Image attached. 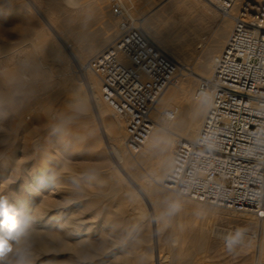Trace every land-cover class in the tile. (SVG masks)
Instances as JSON below:
<instances>
[{
  "label": "bare ground",
  "instance_id": "1",
  "mask_svg": "<svg viewBox=\"0 0 264 264\" xmlns=\"http://www.w3.org/2000/svg\"><path fill=\"white\" fill-rule=\"evenodd\" d=\"M48 1V3L46 1L44 2V8L41 9H43L44 14L47 15L51 20V26L55 27L59 31V38H61L62 42L65 43L66 53L62 50V47L60 45L56 47L54 46V44H52L53 42L50 43L49 37L47 36V33H45L47 28L44 30L45 35H43L42 37H23L17 44L18 46L15 45L16 47L8 46V44L6 43H0V121H3L2 118L9 114L8 117L11 119L13 125L11 127L14 128V133L16 135L18 133H21L26 140L38 137L36 143L39 142L38 145H34V142L31 143V140L30 142L27 141L32 145H28L27 143V146L23 148L24 150H21L24 160H27L26 162L21 163L12 156L5 157V154L7 152H11L13 149H15L13 150L15 152H20V150L19 148L11 145L15 140L13 137H11L13 138V141L10 139L12 143H10L9 141L10 144L8 145L2 144L9 139H7V137V140L3 139V137L1 136V132L6 129H1L0 126V161L3 160V164H0L2 171V174L0 175V183H2L9 175L8 180H6L4 183L6 185L14 184L11 183V176L15 175L16 178H19V181H21L20 187L22 188L21 191H19L18 189V191L21 192L19 194H16L15 192L13 193L14 187L9 188L8 193L4 194L5 196L0 200H6L9 205H11L15 209L16 213L18 214L17 218L21 221L26 222L23 233L20 234L17 238L11 239L9 241L13 253H10L9 258H4L6 257L7 252L3 255H0V264H57L55 259L60 258V256L62 255H69L71 257L75 256L79 258V261L80 259L81 261L88 259L89 264H102L109 259L95 258L97 256L96 248H94L91 243L84 239V237L92 234V231L90 228L85 227V225L81 222L82 220L78 221L68 218L66 213L67 209H65L64 207L58 208V205L56 206V203L52 204L53 202H50L49 204V202L47 203L43 200L40 201L37 199L38 195L34 194V191L36 190L35 188H39L38 192L39 190L41 191L44 189H52L51 191L55 192V194L60 189L67 191L69 190L70 192L68 193H74L75 191V186L73 185L77 181V179L68 174L67 171H71V169L66 166L64 161L60 160L61 157H64L66 154L71 153L72 150L69 152L63 150L64 147L61 149L51 147L50 143H48L49 147L46 146V140H49L51 138L50 132L54 128V126L48 123V120L55 119V114L51 113L50 106L55 98L57 99L66 91L68 83L71 82H77L78 85L72 88L73 92L77 93L80 91L86 96V99L91 105V111L95 122H97L99 125V129L97 128L98 130H96L97 133L94 135V137L91 136V134L87 135L83 132L78 134V132H75L77 133V135L73 138L74 145L72 149L74 151L80 145L84 148H88L91 145L93 146V141L96 140L100 145L101 137H103V140H105L104 142L107 145L109 156L114 163V166H112L110 170L112 172V176H115L116 178V180H112L111 182L108 181L106 184L105 180L101 178V175L100 177L95 176L96 181L94 180L95 185L92 190L87 191V189L85 190L83 188V190H80V193H84V197H87L88 199H91L93 201L97 199L100 200V198L104 197H117L118 192H120L119 189H121V187H129L128 181L125 180L123 174H127L126 172H128L133 178L136 179V181H139V178H143L144 175L142 177L138 173L139 171H134L135 169L133 167L143 169L146 179L144 180V182H138L140 188L137 187V189L143 196H145L149 203L151 201L153 209H155V216L153 218L157 236L155 247L156 251L158 250V238L160 236V233L168 228H165V223H162V225H158L159 216L158 212L156 213V211L165 202H169L170 200L173 201L172 196H169L168 194H166V192L175 195L170 191L163 190L164 188L162 189L161 183L170 170L175 141L177 140V138L172 139V137H166L159 131L156 125L153 128L147 140V144L146 146H144L142 151L137 155H129L128 158L125 157V154L122 151V148L124 149V133L122 123L119 118L115 117L108 108L106 109V107H104L105 104L100 101V85L98 79L88 69V61L94 55L107 48L119 34L122 29L123 20H120V22L117 23V31H112L110 30V28L112 27L107 26V28L110 27L108 29L109 32L104 33L101 31L103 34H99L100 36H97L96 39H88L89 41L82 40L84 39V30L82 32V29L84 28H82L83 26H80L81 24L78 23H80V21L82 20L81 18L83 15L81 16L79 15L80 13H78L76 17H73V19L71 20L69 19L68 24L65 25V21L62 20V15L65 10L62 9L60 2L58 0ZM116 1L120 5V11H117L114 15H122L121 13H123V11H128L129 13L132 10V12H134L133 9H130L131 4L128 3L129 1H133L132 4H134V0H129L128 2L124 0ZM181 2H188L190 4L188 5L189 9H187L189 11V14L187 16L188 19L180 22L181 24L178 25L177 28H173V25H171L172 27H168H170V29L173 28L172 30L174 31L175 35L177 31V35H179L177 38H180L179 40H182L183 46L185 45V47L187 46V48L190 47L192 49V47L194 48V45L196 43V46L194 48L195 50L200 48L203 49L206 43L203 42L204 38L202 34L204 33V30H206L208 23H210L209 21L208 23L206 22V15L208 14L206 12H208V10H206L202 6H199L198 3L194 4L193 0H182ZM136 9L137 8H135V11ZM106 10H108V8ZM110 10L111 9H109L108 11L109 14H111ZM84 18H86L85 15L83 16V20H86ZM88 20L90 19L88 18ZM91 20H93V18ZM137 20L139 19L137 18L136 21ZM74 22H76V24L75 26H72V23ZM232 22V12L229 14H225L223 23H221L218 31L211 37L213 40L212 44H210L208 48L206 47L205 55L203 53L204 58H201L196 66L197 73H195V75L199 76L201 79L204 78L203 75H205L209 69L211 70L212 61L210 62V59L212 57L214 58L217 55L214 54L217 53V51L220 49L226 35H228V31L230 30ZM139 24L142 30L153 42L159 43L164 51L169 50V45L166 42L167 39L164 37L165 34H167L166 32H164L165 29H162V31L165 33L163 35L162 31L157 28L160 33H162L161 35L158 33L161 37L159 38V35L152 28H148L146 26L147 24L145 25L143 22H140ZM162 25V27H164V24ZM69 27L70 29L74 27V32L69 33L71 35L73 34V40L71 41L67 40L66 35V32L68 33L67 29L69 30ZM169 32H171L172 34V31ZM25 41L26 43H28V45H23ZM66 41L68 44H66ZM77 44L81 45L82 48L73 49V46ZM27 46L30 47L29 50L27 49ZM62 46H64V44ZM171 47H173V45H171ZM67 55L71 60L69 59L68 62H64L63 58ZM74 73H79L77 75L80 76L81 79H78L77 75ZM193 79L194 77H191L190 75L186 76V78H178L175 84L170 85L166 90H164L155 107L156 116H159L160 112H162L163 110L175 111L174 119L172 120V126L170 127V129H172L173 132L179 135L181 140L184 141H191L196 137L206 113V104L204 100L199 99L196 96V89H194L193 86ZM171 86L173 87L171 88ZM52 92L53 94H50ZM15 93L21 94L22 99H20L19 101H15L16 99H13L12 97V95ZM73 100L78 102L76 110H81L85 107L82 98H80L79 96L76 95ZM63 107L65 108L66 106ZM64 108L62 109L63 112L61 110L62 114L60 118L55 120V124H58V122L62 123L63 121L68 122L72 120V118L77 117V115L74 113H67V110L65 111ZM107 110L111 115H108L109 113L107 114ZM39 112L43 113V117H39V122H36L33 127H27L26 122L28 121V118H30V116H32L33 114ZM38 124L41 128L37 127ZM29 125L30 123L28 124V126ZM6 135L9 134L7 133ZM14 137L16 138V136ZM55 143H57V141H55ZM2 145L7 147H2ZM37 146L42 149L38 152V154L35 155V152L39 148H36ZM31 151L33 152V163L30 162L31 159L29 161V157H31ZM144 154L146 156L151 155V158L153 157L154 159L153 163L150 162L151 166L149 167H146L148 164L146 165L147 162H145L144 159L147 160L148 158H144L146 157ZM51 155H55L57 159L51 158ZM49 167L54 169L50 174H46V171L49 170ZM116 167L120 168V170H117ZM84 170H89L92 173L95 172L92 166H84ZM161 189L164 193L160 191ZM131 200L132 205L131 208L129 205V208L132 220L135 223H138L147 218V216L145 217V209L141 205L142 203H140L139 201L140 199L138 194H134V198H132ZM173 202L177 203L179 201L175 200ZM96 203L97 202H95V204ZM236 214H239L237 215V217L243 220H252L254 218H252L251 216H247L246 213L242 212H237ZM174 226L171 228L170 234L175 233L172 235H176L175 240L177 241L178 245L172 251L169 250L168 253L172 255V258L166 257L165 262H169V260L179 261V258L184 255H188L190 253V250L186 248L185 245L191 241L197 240L198 244L200 245V243H203L205 241L207 243V240H212L215 242V240L222 238L224 235H227L228 239H231L232 237L234 238V236H231V234L226 233L227 231L223 232L208 230L205 229V227H203V225H201L200 223L198 225L196 223L195 225L190 227L188 231H183L184 229L179 223L177 224V227ZM135 232L136 231H134V234ZM3 235V229L2 227H0V236ZM237 237L239 240L243 238L242 236L240 237L239 234L237 235ZM124 241L126 242V240ZM125 242H123V244ZM25 247H29V250L30 248L33 249L36 252V257L34 258L28 256L24 250ZM262 248H264V242H262ZM106 255H108V253L105 255L103 253V257ZM38 256L42 257L38 258ZM261 258H264V250H262ZM131 259L132 263L135 261V264H143L142 262L138 261L139 259ZM121 260L122 259H120V261ZM129 262L125 261V263L123 262V264H130Z\"/></svg>",
  "mask_w": 264,
  "mask_h": 264
},
{
  "label": "rangeland",
  "instance_id": "2",
  "mask_svg": "<svg viewBox=\"0 0 264 264\" xmlns=\"http://www.w3.org/2000/svg\"><path fill=\"white\" fill-rule=\"evenodd\" d=\"M45 1L47 2L48 0H0V33H1L0 43H6L8 44V46H15V45L18 46L17 44L19 43L21 38L23 37L32 38L36 36L42 37L43 35H45L44 30L47 28L45 33H47L50 43L53 42L52 44H54V46L56 47L60 45L62 47V50L65 51L66 53L65 43H63L61 38H59L60 37L59 31L55 27L51 26V20L48 18L47 15L44 14L43 9H41L44 8ZM58 1L60 2L62 9H64L66 12V13L64 12L62 15V20H64L66 23L65 25L68 24L69 19L70 20L73 19V17H76L78 13H80L79 15L81 16L82 15L86 16V18H84L86 20H83V16H82L81 18L82 20L80 21V23H78L81 24L80 26H83L82 28H84L82 29V32L83 30L85 32V33L83 32L84 39L82 40L89 41L96 39L97 36H100L99 34H101L102 32L104 33L109 32L108 29L110 27L113 28V29L110 28V30L112 31L118 30L117 23L120 22L122 17L116 18L114 16V14L117 11H120L119 10L120 5L116 0H109V1L108 0H99V1L98 0H58ZM124 1L128 2L129 0H124ZM181 1L182 0H141V1L134 0V4H132L133 1L132 2L129 1L128 3L131 4L130 9H133L134 12H132V10L130 11L131 13L130 12L128 13V11H123V13L121 14L124 15L123 18H126V20L127 19L136 20L138 18L139 20H137V23L143 22L145 25L147 24L146 26L148 28H152L157 34L159 33L161 35L163 33L164 35L165 34L164 32H166L167 34H165L164 37L167 39L166 42L169 45L168 49L170 51L168 49L167 50L169 52L166 50L164 51V49L161 47V45H159V43L157 42L155 43L152 40L151 41L159 49H161L163 52H165L168 56H170L178 63L180 68L178 72V74L180 73L178 75V78L181 77L186 78V76L188 75L194 77L193 86L194 89H196L199 81L201 80L199 76L195 75V73H197L196 66L199 60H201V58H204V55L206 53L205 50L206 47L208 48V46L212 44L213 40L211 37L214 35V33L218 31L221 23H223L224 15L218 12L207 0H199V1L193 0L194 4L198 3L199 6H202L206 10H208V12H206L208 13L206 15L207 16L206 22L208 23L209 21L210 23H208L206 30H204V33L202 34L204 38L203 42L206 43L205 47L203 46L204 47L203 49L200 48L195 50L194 49L196 46L195 43L194 48L193 47L192 49L190 47L187 48V46L186 47L185 45L183 46L182 40H179L180 38H177L179 36L177 35V31H176V35H177L176 36L174 31L172 30L173 28H177L178 25L181 24L180 22L188 19L187 16L189 14V11L187 9H189L188 5L190 4L188 2H181ZM105 8L106 9L108 8V10H106ZM135 8H137L136 11ZM138 8H139V12H138ZM109 9L112 10V11L110 10L111 14L108 13ZM135 14L137 15V17ZM88 18L90 20H88ZM92 18L94 21L91 20ZM109 22L111 25L109 24ZM72 24H73L72 26H75L76 22ZM162 24H164V27H162L163 26ZM171 25L174 26L172 29L168 27ZM107 26L110 27L107 28ZM73 28L74 27L70 29L69 27V30L67 29L68 33L66 32L67 40L69 41L73 40V36H72L73 34L72 35L69 34L70 32H74ZM157 28L161 31L162 29L165 30L164 32L162 31V33H160V31ZM231 28H232V23L230 30L228 31V35L231 31ZM169 31H172V34ZM160 35L159 38H161ZM228 35H226L224 39L223 42L224 44ZM223 43L220 49L214 55L218 54L222 50L224 46ZM63 44L64 46H62ZM66 44H68L67 41ZM23 45H28V43H26L25 41ZM171 45H173V47H171ZM79 48H82V46L78 44L73 46V49H79ZM27 49L29 50L30 47L27 46ZM63 59L64 62H68L70 57L67 55L64 56ZM211 59H213V57ZM211 59L210 62L212 61ZM209 73H210V69L207 71L205 75H203V77L204 78L208 77ZM77 77L78 79L80 78V76L78 75ZM77 85H78L77 82L68 83L66 91L62 95H60V97H58L57 99L55 98L56 100L54 99L53 100L54 102L52 101L53 105L51 104L50 111L51 113L55 114V119L48 120V123L54 126V128L50 132L51 138L49 140H46V146L48 147H49L48 143H50L51 147H56L60 149L64 147L63 150L69 152L72 150L71 153L66 154L64 157H61L60 160L64 161L66 166L71 169V171H67L68 174L77 179V181L73 185L75 186L74 189L75 191L74 193H68L70 192L69 190L67 191L60 189L55 194V192L51 191L52 189L49 190L44 189L41 191L39 190L38 192L39 188H35L36 190L34 191V194L38 195L37 199L40 201L43 200L44 202L47 203L49 202V204L50 202L51 203L53 202L52 204L56 203V206L58 205L57 206L58 208L64 207L65 209H67L66 213L68 218L78 221L82 220L81 222L85 225V227L91 229L92 234L84 237V239H86L89 243H91L94 246V248H96L97 256L95 258H109L102 264H117V263L123 264V262L125 263V261L128 262L130 261L129 263L131 264L132 263L131 258H135L136 260L139 259L138 261L142 262L143 264H160V263L161 264H169V263L170 264H175V263L176 264H264V258H261L262 250H264V248H262V242H264V218H259L251 214L250 212H242V213H246L247 216H251L252 218L253 217L254 218L252 220L239 219L237 217V215L239 214H236L238 211L233 212L230 210H226L224 208L197 203L194 201L187 200L185 198H181L179 196L177 197L167 192L166 194L172 196L173 201L177 200L179 202L175 203L170 200L169 202H165L163 205H161L159 207L160 209L158 208V210L156 211V213L158 212V216H159L158 225H162V223H165L164 224L165 228L167 227L168 228L160 233V236L158 238V250L155 251L156 242H157V236L155 230L156 227L153 218L155 216V209H153V205L151 204V201L149 203L148 200L145 198V196H143L137 189V187H139L138 182L139 181L144 182V180L146 179L144 170L141 168L133 167L135 169L134 171L136 172L139 171L138 173L142 177L144 175L143 178H139L140 179L139 181H136V179L133 178L128 172H126L127 174L122 173L125 180L128 181L129 187H125V188H123L124 186L121 187V189H119L120 192H118L117 197H104V198H100V200L99 199L94 200L95 202H97L96 204L93 200L84 197L83 196L84 193L82 192L80 193V190H83L84 188L85 190L87 189V191L89 190L91 191L95 185V181H96L95 176L100 177L101 175V178L105 180L106 184L108 181L111 182L112 180L113 181L116 180V178L115 176H112V172L110 170V168L114 166V163L111 157L109 156L107 145L104 142L105 140H103V137H101L102 143L100 140V145L98 144L99 142L97 143L96 140L93 141V146L91 145L88 148H84L80 145L81 147L78 146L74 151L72 149L74 145L73 138L76 137L77 135V133L75 132H78V134L82 132L87 135L91 134V136L94 137V135L97 133L96 130L99 129V125L97 122H95V119L91 111V105L86 99V96L80 91L77 93L73 92L72 88ZM172 87L173 86H171V88ZM53 92L50 94H53ZM76 95L82 98L83 104L85 105V107L81 110H76V107L78 106V102L73 100L76 97ZM12 97L13 99H16L15 101H19L20 99H22V95L18 93L13 94ZM63 106L66 107L64 108ZM104 107L106 106L104 105ZM63 108L65 111L67 110L66 111L67 113H71V114L74 113L77 115V117L72 118V120L68 122L63 121L62 123L58 122V124H55V120L60 118L63 112L62 110ZM107 114L111 115L109 111L107 112ZM42 115L43 113L39 112L30 116V118H28L29 122L27 121L28 124L30 123V125L28 126L26 122V126L33 127L36 124V122H39V117H43ZM8 116L9 114H7V116L2 118L3 121H0L1 129H6L4 130L6 132L4 131L1 132L2 134L1 136L3 137V139H6V137L7 139H9V140L6 139L7 141L5 140L6 142L2 144L8 145L12 143L14 138L15 139L13 141L14 143H12L11 145L19 148L20 152L18 151L15 152L13 151L15 149H13L11 152H7L5 154V157L12 156L21 163L26 162L27 160L26 161L24 160L21 150L22 151L24 150L23 148L27 146V143L28 145H32L31 143L34 142L33 143L34 145H38L39 142L36 143L38 137H34L33 139L26 140L21 133H18L16 135L14 133L15 132L14 128L11 127L13 126L11 119ZM157 122H158L157 127L159 131L163 133V135H165L166 137L167 136L172 137V139L177 138L176 140L177 143L178 140H181L179 135H177L175 132H173L172 129H170V127L172 126V121L158 120ZM37 127H40V125L38 124ZM7 133L9 135H6ZM14 136H16V138ZM30 140L31 143H29ZM55 141H57V143H55ZM176 141H175V146L177 145ZM3 145L2 147H7ZM38 147L39 146H37L36 148ZM41 149L39 147L35 152V155L38 154V152L41 151ZM122 151L125 154V157L128 158L129 155L124 151L123 148ZM30 156L31 157H29V161L31 159L30 162L33 163L32 151L30 152ZM51 158L57 159L55 155H51ZM144 158L149 159V160L147 159L149 162L146 159H144L145 162H147L146 165L148 164L146 167L151 166V163H153L154 161L153 157L151 158V155H147ZM0 164H3V160L0 161ZM84 166L87 167L92 166V168L95 170V172H93L94 174L89 170L88 171L84 170ZM116 168L117 170H120V168L118 167ZM53 169L54 168L49 167V170L46 171V174L47 173L50 174ZM0 171H1V167H0ZM1 174L2 171L0 172V175ZM8 177H6L5 180L2 183H0V199H3V197L5 196L4 194H7L8 189L12 187H14L13 193L14 192L16 194L21 193L19 192L22 190V188L20 187L21 181H19V178H16L15 175L11 176V183L14 184L6 185L4 182L8 180ZM162 189L160 190L161 192L165 190ZM15 190H17L18 192ZM134 194H138L140 199L139 201L140 203H142L141 205L145 209V217L147 216V218L143 219L138 223H135L132 220L130 214V208L132 205L131 199L134 198ZM178 223L183 227L184 229L183 231H188L190 227H192L196 223L197 225L200 223L201 225H203V227H205V229L208 230L223 231V232L227 231L226 233L231 234V236H234V238L232 237L230 239L229 245H226L227 240H229L227 238V235H224L222 238L215 240V242L212 240L211 241L207 240V243L205 241L203 243H200V245L198 244L197 240L191 241L185 245L186 248L190 250V253L188 255L182 256L181 258H179V261L169 260V262H165L166 257L172 258V255L168 253L169 250L172 251L178 245L177 241L175 240L176 235H172L175 233L170 234L171 228L174 225H176L174 227H177ZM134 231H136L135 234ZM236 234L237 235L239 234L240 237L242 236L243 238L239 240ZM124 240H126V242ZM123 242L125 243L123 244ZM25 248L24 250L28 256L34 258L36 257V252L33 249L30 248L29 250V247H25ZM10 253H13L12 250L8 251L6 257L4 258H9ZM103 253L104 255L108 253V255L103 257ZM41 257L42 256H38V258ZM120 259L122 260L120 261ZM55 260L57 264H81V263L89 264L88 259L82 261L80 259L79 261V258L75 256L71 257L69 255L68 256L62 255L60 256V258H56ZM132 264H135V261Z\"/></svg>",
  "mask_w": 264,
  "mask_h": 264
},
{
  "label": "built area",
  "instance_id": "3",
  "mask_svg": "<svg viewBox=\"0 0 264 264\" xmlns=\"http://www.w3.org/2000/svg\"><path fill=\"white\" fill-rule=\"evenodd\" d=\"M233 13L231 31L212 59L196 96L206 113L196 137L179 140L161 186L175 195L264 218V0H207ZM122 17L113 42L88 61L100 101L122 123L124 150L137 155L158 120L161 94L178 79L179 65L159 49L136 20ZM227 240L226 245H229Z\"/></svg>",
  "mask_w": 264,
  "mask_h": 264
},
{
  "label": "clouds",
  "instance_id": "4",
  "mask_svg": "<svg viewBox=\"0 0 264 264\" xmlns=\"http://www.w3.org/2000/svg\"><path fill=\"white\" fill-rule=\"evenodd\" d=\"M0 214H2L0 227L4 230V235L0 236V243L3 244L4 253H6L11 250L9 241L23 233L26 222L17 218L15 209L6 200H0Z\"/></svg>",
  "mask_w": 264,
  "mask_h": 264
},
{
  "label": "snow or ice",
  "instance_id": "5",
  "mask_svg": "<svg viewBox=\"0 0 264 264\" xmlns=\"http://www.w3.org/2000/svg\"><path fill=\"white\" fill-rule=\"evenodd\" d=\"M0 215H2V214H0ZM3 253H4V247H3V244L0 243V255H3Z\"/></svg>",
  "mask_w": 264,
  "mask_h": 264
}]
</instances>
